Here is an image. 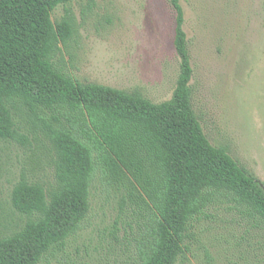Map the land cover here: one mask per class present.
Listing matches in <instances>:
<instances>
[{"label": "trees", "instance_id": "1", "mask_svg": "<svg viewBox=\"0 0 264 264\" xmlns=\"http://www.w3.org/2000/svg\"><path fill=\"white\" fill-rule=\"evenodd\" d=\"M74 1L0 0V139L26 144L40 131L55 154L53 184L23 175L14 186L12 208L26 221L0 237V264H40L63 251L88 217L97 172L119 187L123 205L137 207L138 264H182L208 219L264 245V187L210 142L194 111L181 0H171L180 74L161 104L139 91L80 82L56 61L77 25L69 9L57 23L52 13ZM93 4L87 0L83 13Z\"/></svg>", "mask_w": 264, "mask_h": 264}, {"label": "rangeland", "instance_id": "2", "mask_svg": "<svg viewBox=\"0 0 264 264\" xmlns=\"http://www.w3.org/2000/svg\"><path fill=\"white\" fill-rule=\"evenodd\" d=\"M194 70L192 103L204 133L264 187V0H181ZM87 0L61 5L54 23L71 10L77 34L56 61L83 83L139 91L155 104L172 99L180 74L174 46L176 12L171 0ZM0 139V237L22 228L26 217L11 204L14 186L26 175L50 186L55 154L48 140ZM117 185L97 172L91 209L63 251L40 264H138L142 238L134 214ZM131 224L132 226H130ZM182 264H264V245L246 241L220 219L202 220Z\"/></svg>", "mask_w": 264, "mask_h": 264}]
</instances>
